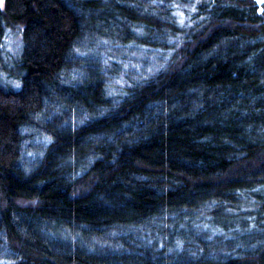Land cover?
<instances>
[{
    "label": "trees",
    "instance_id": "16d2710c",
    "mask_svg": "<svg viewBox=\"0 0 264 264\" xmlns=\"http://www.w3.org/2000/svg\"><path fill=\"white\" fill-rule=\"evenodd\" d=\"M127 44L164 66L112 94ZM1 70L0 264H264L257 0H1Z\"/></svg>",
    "mask_w": 264,
    "mask_h": 264
},
{
    "label": "rangeland",
    "instance_id": "374dc122",
    "mask_svg": "<svg viewBox=\"0 0 264 264\" xmlns=\"http://www.w3.org/2000/svg\"><path fill=\"white\" fill-rule=\"evenodd\" d=\"M259 9L262 14H264V2L258 3ZM178 24L182 25L184 23V18L181 12H178ZM103 46V47H102ZM97 47L99 53L98 58L102 59L103 64H109L113 62L116 65V70L114 75L109 77L108 81L111 86L112 94H120L122 91L131 87L134 83H140L144 79L148 78L149 75L154 74L164 65L161 64L166 59L167 54H161L155 51H149V47L142 45L127 44L124 47H117L120 50H114L113 48H108L104 45ZM21 47L20 39V27H14L7 30L3 42V51L7 56H16ZM120 52L117 56H111L110 51ZM104 51V52H103ZM168 53V52H167ZM10 82L13 84L14 79L9 75H6L2 70L0 71V84ZM40 142L36 140V143ZM31 153H26L25 157L30 159Z\"/></svg>",
    "mask_w": 264,
    "mask_h": 264
},
{
    "label": "water",
    "instance_id": "95a60500",
    "mask_svg": "<svg viewBox=\"0 0 264 264\" xmlns=\"http://www.w3.org/2000/svg\"><path fill=\"white\" fill-rule=\"evenodd\" d=\"M1 1V0H0ZM257 2L258 3H262V2H264V0H257ZM259 11H260V9H259Z\"/></svg>",
    "mask_w": 264,
    "mask_h": 264
}]
</instances>
